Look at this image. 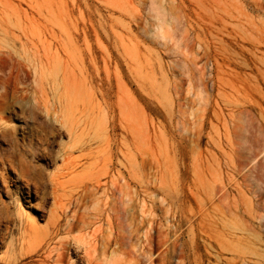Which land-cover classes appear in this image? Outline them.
<instances>
[{
  "label": "rangeland",
  "instance_id": "rangeland-1",
  "mask_svg": "<svg viewBox=\"0 0 264 264\" xmlns=\"http://www.w3.org/2000/svg\"><path fill=\"white\" fill-rule=\"evenodd\" d=\"M262 33L264 0H0V264H264ZM51 180L79 227L42 243Z\"/></svg>",
  "mask_w": 264,
  "mask_h": 264
},
{
  "label": "bare ground",
  "instance_id": "bare-ground-1",
  "mask_svg": "<svg viewBox=\"0 0 264 264\" xmlns=\"http://www.w3.org/2000/svg\"><path fill=\"white\" fill-rule=\"evenodd\" d=\"M241 7L243 9V6H241ZM239 8H240V6H239ZM242 12H244V11H242ZM244 14H246V13L244 12L243 15ZM243 17L245 18V16H243ZM254 26H255V23H254ZM256 26H257V24H256ZM259 30H261V29H259ZM262 34H264V33H262ZM261 38L263 39V37H261ZM258 43H259V41H258ZM233 45H235V43ZM34 54H38V51H36ZM39 59H41V57H38V60ZM43 71L45 72V68L44 67L42 68V72ZM34 72L35 73L37 72V68L36 67H34ZM50 72L52 74L56 75L58 73V70L56 68H53V69L50 70ZM7 76L8 77H12L13 76V73L8 74ZM15 79L16 80H19V78L17 76H15ZM0 82L3 84V87H5L6 84L8 83L7 81L5 82L2 77H0ZM43 107H44V109H47L46 103L43 104ZM75 111H76V108L74 106H72L71 108L68 107L67 117H65V119L61 123V126H64V127H66L68 129V131L70 132V135L71 136H73L75 134V130H74L75 129L74 125L76 123L75 122V117H76ZM5 123H3V124H5ZM109 126H108L107 122H105L103 120H101V121H99V120L94 121L93 122V129H94V134L96 135V137H99V138L104 137V135L106 134L105 131L107 129H109ZM51 183H52V189H53L52 190L53 193H51V196H53L54 206L55 207L50 210V218H49L50 221H49V227H48V235L45 237V239H43L42 243H45L46 241L50 240L52 235H55L56 236L60 232H64L65 234H68L69 235V234H71L73 232V230L76 227H79L77 225V221H76V217L74 215V212H72L73 210L70 211L69 214H66V210L68 209V208H66L67 205L63 203L62 199L59 197V195L55 191L56 190V187H57V184L55 183L54 180H51L50 184ZM124 184H126V183H124ZM100 185H101L100 184V181H98L97 184H94L92 188L93 189H96ZM126 185L129 187V184L128 183ZM107 212H108V209H107V204H106L105 205V208L103 209V213H107ZM65 215H66V223H65V225H62L61 226V220H62L61 218L62 217H65ZM100 238H98L95 235H92L91 236V239H90V242L89 243H86V244H84L85 242L82 244L81 243L82 240L79 239V238H74L71 241L69 240V242H67L65 244L64 248H62V249L61 248H54V249H52V251H50V253L46 257H43V259L40 261V263H45L46 264V263H50L51 262L52 264H64L66 262L67 255H69L70 252L76 253L77 249H82L83 250V254L82 255L80 254L81 255V259L83 261L85 260V261H87L89 263L92 262L93 261V254L94 253H98V252L103 255L102 256V258H103L104 257V252H102V250H100L101 249L100 246L102 245L106 249V246H105L106 243L104 245L103 240L100 239ZM52 239H54V238H52ZM42 247L43 246H41V247L39 246V247L34 248L29 253V255L27 257H31V256L35 255L36 253L39 252L40 248H42ZM72 247H75V248H72Z\"/></svg>",
  "mask_w": 264,
  "mask_h": 264
}]
</instances>
